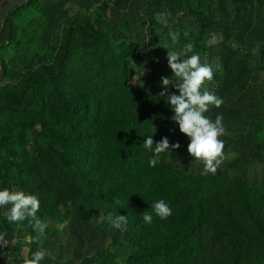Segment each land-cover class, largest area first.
<instances>
[{
    "label": "rangeland",
    "instance_id": "rangeland-1",
    "mask_svg": "<svg viewBox=\"0 0 264 264\" xmlns=\"http://www.w3.org/2000/svg\"><path fill=\"white\" fill-rule=\"evenodd\" d=\"M154 21L158 28L152 26ZM73 26L80 28L68 52L72 56L68 69L73 77L67 89L81 76L82 63L97 66L92 54L107 39L120 44L129 41L139 51L122 62L125 70L110 71L121 80L117 96L132 105L133 115L142 116L139 122L146 137L156 129L154 142L167 137L170 144H180L171 155L161 153L155 167L149 165L154 147L148 150L142 144L140 151L127 159V174L139 185L154 186L166 196L174 191L168 201L172 209L169 217L183 209L193 223L200 213L199 197H218L220 203L233 206L234 194L246 192L262 212L264 227V0H0V82L5 83V89L0 90V109L23 72L37 67L43 58L50 62L59 39ZM164 33L167 39L159 43L157 38ZM135 35L137 40L133 41ZM187 43L194 45L189 56L197 54L201 63L213 66V79L206 81L205 87L223 100L219 108L210 105L205 113L213 121L217 115L222 116L225 127L220 137L225 159L215 174H201L203 163L188 154L189 139L171 120L174 113L167 98L158 95L163 91L161 77L178 79L168 67V51H179ZM168 91L179 94L171 86ZM6 114L10 115L7 109ZM31 151L32 147L18 149L16 156H10L16 177L8 173L7 186L39 197L44 179L20 176L23 167L33 166ZM69 162L58 163L56 170L65 174ZM49 182L41 198L45 197L47 205L43 208L51 214L42 239V248L50 255L41 264H129L134 245L131 228L117 229L107 218L90 216L81 202H65L70 194L68 187L61 192L56 182ZM188 201L192 206L186 207ZM21 223L24 243L10 264H24L41 247L32 242L37 233L28 220ZM165 229L172 231L170 221ZM214 246L216 251H243L242 245H236L235 250L228 238ZM255 250L256 245H252L248 251ZM241 254V264H264L251 253Z\"/></svg>",
    "mask_w": 264,
    "mask_h": 264
},
{
    "label": "trees",
    "instance_id": "trees-1",
    "mask_svg": "<svg viewBox=\"0 0 264 264\" xmlns=\"http://www.w3.org/2000/svg\"><path fill=\"white\" fill-rule=\"evenodd\" d=\"M152 26L158 28L155 21ZM79 28L70 27L59 39L52 60L43 58L37 67L26 69L11 89L0 109V147L4 151L0 168L6 165L8 170L9 166L8 173L16 177L10 156H16L18 149L32 147L29 157L32 156L33 166L23 167L20 176L56 182L61 192L67 186L70 194L65 202H81L92 217L106 219L109 213L127 216L134 237L129 264H172L182 260V264H241V253H251L264 263L263 215L246 192L234 194L233 206L220 203L218 197H199L200 213L194 223L183 209L164 220L155 215L153 204L160 199L168 203L174 191L166 196L154 186L139 185L136 178L127 174L126 161L140 151L146 136L139 122L142 116L133 115L132 105L117 96L120 77L110 73L125 70L122 62L139 47L129 41L120 44L107 39L92 54L97 66L82 63L81 76L67 89V82L73 77L68 69L72 59L68 52ZM154 33V28L150 29L151 38ZM165 35H159L157 41L164 42ZM132 40H137L136 35ZM66 161L71 165L65 174L56 170L58 163L65 165ZM46 183L38 189L40 205L36 216L48 223L51 214L43 208L47 205L45 197L41 198ZM117 199L119 205L114 203ZM187 206H192L190 201ZM145 211L153 216L151 224L143 220ZM168 221L171 232L165 229ZM225 238L235 250L236 245H242L243 251H216L214 244ZM252 245H256L254 252L248 251Z\"/></svg>",
    "mask_w": 264,
    "mask_h": 264
},
{
    "label": "clouds",
    "instance_id": "clouds-1",
    "mask_svg": "<svg viewBox=\"0 0 264 264\" xmlns=\"http://www.w3.org/2000/svg\"><path fill=\"white\" fill-rule=\"evenodd\" d=\"M193 49L194 45L187 43L179 51H168V67L173 76L178 79L161 77L160 83L163 91L158 95L167 98V104L174 113L171 120L178 125L179 132L189 139L188 154L191 158L203 163L204 169L201 174H215L225 159L224 142L220 139L225 133V127L222 116L217 115L213 121L205 113L209 111L210 105L219 108L223 100L205 87V82L213 79V66L210 63H201V57L197 54L189 56L188 53H192ZM182 57L187 58L182 59ZM169 86L177 90L179 94L169 93ZM155 132L156 129L154 134ZM154 134L148 135L143 142L145 149L152 150L154 147V154L149 161L151 167L159 163L161 153L167 152L171 155L180 148L179 143L170 144L167 137L154 142ZM114 203L119 205L120 201L117 199ZM9 205L7 211L0 214V218L8 223L28 220L29 225L37 233L32 242L41 245L40 249L32 254L31 259H25L24 264H41V261L50 253L42 248V239L45 237L47 224L36 216L40 205L39 199L36 195H26L23 191L8 188L0 190V208ZM152 208L161 220L172 215L171 207L163 199L156 201ZM142 215L145 223H152V214L145 211ZM107 219L113 227L126 230L127 216L117 213L113 216L109 213ZM6 236V232H0V247L7 246Z\"/></svg>",
    "mask_w": 264,
    "mask_h": 264
},
{
    "label": "crops",
    "instance_id": "crops-1",
    "mask_svg": "<svg viewBox=\"0 0 264 264\" xmlns=\"http://www.w3.org/2000/svg\"><path fill=\"white\" fill-rule=\"evenodd\" d=\"M4 86H5V83L0 82L1 92L3 91V89H5ZM1 105L2 103L0 102V106ZM3 152H4L3 148L0 147V156L3 154ZM7 181H8V170H7V166L5 165L4 167L0 168V190L8 188ZM4 211H7V210L5 208H0V214H2ZM19 223H8L6 220H2L0 218V232H6L7 233L6 239L8 240V244H7L8 251L6 255L4 256L0 255V264H10V260L12 259V256L17 251L21 250L20 248H21V245H23L22 243H24L25 236H23V234L22 235L20 234L22 229L20 228V231H19V226H20Z\"/></svg>",
    "mask_w": 264,
    "mask_h": 264
},
{
    "label": "built area",
    "instance_id": "built-area-1",
    "mask_svg": "<svg viewBox=\"0 0 264 264\" xmlns=\"http://www.w3.org/2000/svg\"><path fill=\"white\" fill-rule=\"evenodd\" d=\"M7 251H8V246L0 247V255L2 256L6 255Z\"/></svg>",
    "mask_w": 264,
    "mask_h": 264
}]
</instances>
